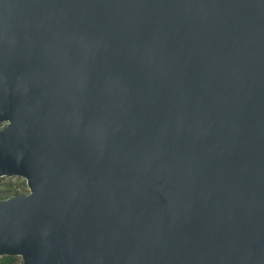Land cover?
<instances>
[{
    "label": "water",
    "instance_id": "1",
    "mask_svg": "<svg viewBox=\"0 0 264 264\" xmlns=\"http://www.w3.org/2000/svg\"><path fill=\"white\" fill-rule=\"evenodd\" d=\"M0 258L264 264V0H0Z\"/></svg>",
    "mask_w": 264,
    "mask_h": 264
},
{
    "label": "trees",
    "instance_id": "2",
    "mask_svg": "<svg viewBox=\"0 0 264 264\" xmlns=\"http://www.w3.org/2000/svg\"><path fill=\"white\" fill-rule=\"evenodd\" d=\"M2 179H11V178H1L0 182ZM25 183V181H23ZM26 187L25 185H23ZM3 188L0 189V200L10 198L12 196H19V195H24L25 193L18 191L17 188H20L21 186L19 184H12V183H7L2 186ZM28 191H26V194ZM0 264H21V260L18 257H1L0 258Z\"/></svg>",
    "mask_w": 264,
    "mask_h": 264
},
{
    "label": "rangeland",
    "instance_id": "3",
    "mask_svg": "<svg viewBox=\"0 0 264 264\" xmlns=\"http://www.w3.org/2000/svg\"><path fill=\"white\" fill-rule=\"evenodd\" d=\"M23 179L20 178H11V179H2L0 182V189L3 188L2 186L7 184V183H12V184H19L21 187L17 188L18 191L23 192L26 194L27 191V187H24L23 185L26 186V184L23 182ZM24 194V195H25Z\"/></svg>",
    "mask_w": 264,
    "mask_h": 264
},
{
    "label": "built area",
    "instance_id": "4",
    "mask_svg": "<svg viewBox=\"0 0 264 264\" xmlns=\"http://www.w3.org/2000/svg\"><path fill=\"white\" fill-rule=\"evenodd\" d=\"M5 126V124H0V130Z\"/></svg>",
    "mask_w": 264,
    "mask_h": 264
},
{
    "label": "flooded vegetation",
    "instance_id": "5",
    "mask_svg": "<svg viewBox=\"0 0 264 264\" xmlns=\"http://www.w3.org/2000/svg\"><path fill=\"white\" fill-rule=\"evenodd\" d=\"M4 126V125H3Z\"/></svg>",
    "mask_w": 264,
    "mask_h": 264
}]
</instances>
